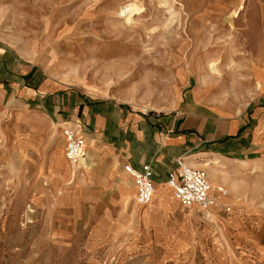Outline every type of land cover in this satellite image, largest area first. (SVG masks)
<instances>
[{"label":"rangeland","instance_id":"rangeland-1","mask_svg":"<svg viewBox=\"0 0 264 264\" xmlns=\"http://www.w3.org/2000/svg\"><path fill=\"white\" fill-rule=\"evenodd\" d=\"M238 3L0 0V41L53 82L136 110L167 112L198 91L207 105L239 112L254 95L252 60L260 48L245 42L247 27L252 38L257 33L249 24L264 0H248L251 8L232 20ZM127 5L136 12H126ZM33 108L13 94L0 104V264H214L222 249L241 264L254 239L221 225L210 229L216 219L210 223L197 210L193 216L174 200L157 214L135 203V186L133 196L117 198L110 185L82 189L71 170L69 177L44 170L46 124L39 152L15 141L31 135L26 120ZM221 170L223 164L212 176ZM218 187L228 193L222 183L211 192ZM244 188L235 197L264 209V181L252 175Z\"/></svg>","mask_w":264,"mask_h":264},{"label":"crops","instance_id":"crops-1","mask_svg":"<svg viewBox=\"0 0 264 264\" xmlns=\"http://www.w3.org/2000/svg\"><path fill=\"white\" fill-rule=\"evenodd\" d=\"M247 1L244 10L251 8ZM254 24L249 25L257 33L252 38L250 26L247 27L245 44L260 48L252 60L258 72L255 76L252 71L254 95L239 112L207 105L198 91L189 92L187 97L183 94L177 106L167 112L136 110L127 103L93 97L53 82L35 64L23 62L1 41L0 104L13 94L25 106L33 105L26 120L31 135L23 133L15 137L19 148L36 152L43 149L39 146L42 142L40 131H43L40 125L46 124L51 132L46 137L45 154L41 155L44 170H61L59 173L65 177L70 174L66 170H71L76 179L83 180L84 190H101L110 185L116 190L117 198L133 196L134 184L129 182L128 179L133 183L124 167L128 165L140 170L148 164L154 195L147 205L139 206L157 214L168 212L172 200L179 204L167 185V176L177 169L179 158L190 165L189 161H195L198 155L205 156L200 162L196 161L198 163L218 157L229 171L221 170L210 179L205 172L210 193L223 206L212 216L216 225L209 227L221 225L225 231L238 230L245 237L254 239V244L244 249L240 263L264 264V209L246 204L248 200H239L233 194L244 190L247 178L252 175L264 181V10ZM256 81L260 88H256ZM62 128L74 130L84 140L83 156L75 166L64 157ZM238 163L244 165L236 168ZM215 183L226 185L228 193L220 195L217 188L211 192ZM124 192L127 193L125 196ZM187 211L194 216L195 209L187 208ZM213 262L235 264L225 249L216 253Z\"/></svg>","mask_w":264,"mask_h":264},{"label":"built area","instance_id":"built-area-1","mask_svg":"<svg viewBox=\"0 0 264 264\" xmlns=\"http://www.w3.org/2000/svg\"><path fill=\"white\" fill-rule=\"evenodd\" d=\"M64 139V156L70 164H76L83 156L84 140L81 135L69 128H62ZM177 169L167 176V185L173 192V196L183 208L191 205L198 207V212L204 220L213 216L214 212L223 208L218 200L210 193V185L206 173L201 168L189 166L186 161L179 158ZM125 172L131 177L136 189L135 202L138 205H146L153 195L152 171L148 164H144L140 170L130 166L124 167ZM220 195L226 193L222 187L217 188Z\"/></svg>","mask_w":264,"mask_h":264},{"label":"bare ground","instance_id":"bare-ground-1","mask_svg":"<svg viewBox=\"0 0 264 264\" xmlns=\"http://www.w3.org/2000/svg\"><path fill=\"white\" fill-rule=\"evenodd\" d=\"M245 4H246V0H239V3L238 5L233 8L230 12V15L229 17L232 19V20H235L239 17V14L243 11V9L245 8ZM128 6V5H127ZM130 7V8H129ZM129 12V13H133V12H136V9L135 8H131V6H128V9L126 10V12ZM129 18H127L126 20H128ZM213 64L211 63L210 64V67L212 68V70H214V67L212 66ZM216 71V70H215ZM260 83L256 82V87L259 86ZM65 157V156H64ZM68 162V161H67ZM69 163V162H68ZM70 164V163H69ZM77 164V163H76ZM76 164H70L71 166H75ZM222 163L220 162V160L218 159V157H214V158H211V159H208L206 161H203L202 163H197V162H192L190 163L189 166H192V167H196L198 165L202 166L204 169H206V172H207V175L210 179V177H212V172L213 171H216L219 166L221 165ZM244 163H238V165L236 166V168H239L241 166H243ZM235 172V171H234ZM237 172V171H236ZM153 195H154V189H153ZM152 195V197H153ZM174 197V196H173ZM175 198V197H174ZM152 199V198H151ZM151 201V200H150ZM149 201V202H150ZM148 202V203H149ZM147 203V204H148ZM146 204V205H147ZM189 208H193L195 210L198 211V207L196 205H191ZM213 222V217L211 216L210 218V223Z\"/></svg>","mask_w":264,"mask_h":264}]
</instances>
